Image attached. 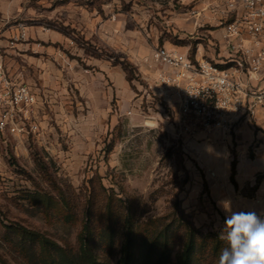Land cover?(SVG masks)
<instances>
[{
  "label": "rangeland",
  "instance_id": "rangeland-1",
  "mask_svg": "<svg viewBox=\"0 0 264 264\" xmlns=\"http://www.w3.org/2000/svg\"><path fill=\"white\" fill-rule=\"evenodd\" d=\"M6 6L10 13L4 11ZM99 8L106 16L100 15ZM211 8L212 0H0V30L10 32L0 39L6 40L1 49L9 59L8 72L21 73L24 82L46 90V96L41 94L44 105L37 110L38 133L22 139L8 136L7 148L1 146L0 264H32L21 253L26 247L30 254L31 245L22 244L11 227L76 248L85 214L95 200L102 207L112 198L113 209L123 216L133 209L136 225L149 226L144 229L150 235L182 211L203 234L221 235L226 213L217 201L224 198L231 200L233 211L261 215L257 191L264 184V171L257 173L254 186L244 185L239 178L245 161L257 163V116H241L228 128L208 129L196 120L185 124L174 94L158 84L159 75H147L155 66L154 51L137 68L127 61L133 38L136 47L150 49L192 41L194 54L166 49L193 60L197 54L198 60L218 59L223 47L217 53L209 48L210 40L221 37L220 19ZM202 9L200 17L192 15ZM112 14L123 18L117 35L125 40H119L118 53L108 48L101 31L103 20ZM50 22L72 24L75 31L67 32V54L83 57L78 69L86 75H69L77 69L76 62L73 66L53 62L56 75H48L46 59L39 63V53L47 44L31 42L28 29L39 27L48 34L51 31L46 30L54 26ZM20 24L26 37L10 47L11 39L20 34ZM78 39L120 57L129 80L125 89L124 81L116 89V79L113 82L107 75L101 89V82L95 80L102 77L96 74L99 69L76 46ZM243 125L251 141L244 139ZM206 145L213 147V154L205 151ZM235 161L236 186L231 181ZM240 194L255 201L247 206L230 198ZM117 244L110 264L119 259L121 242ZM182 246V234L176 232L168 241L170 256L165 264H178Z\"/></svg>",
  "mask_w": 264,
  "mask_h": 264
},
{
  "label": "built area",
  "instance_id": "built-area-1",
  "mask_svg": "<svg viewBox=\"0 0 264 264\" xmlns=\"http://www.w3.org/2000/svg\"><path fill=\"white\" fill-rule=\"evenodd\" d=\"M211 11L220 19L221 37L210 40L209 48L217 53L224 47L225 55L220 51L218 59L193 60L162 47L154 49L153 61L162 67L158 84L180 104L183 123L196 120L208 129L228 128L241 116L264 113V0H212ZM203 12L193 10L192 15ZM19 28L10 47L26 37L25 26ZM2 35L0 30V39ZM38 102L34 89L8 72L0 48V167L8 136L22 139L38 133Z\"/></svg>",
  "mask_w": 264,
  "mask_h": 264
},
{
  "label": "trees",
  "instance_id": "trees-1",
  "mask_svg": "<svg viewBox=\"0 0 264 264\" xmlns=\"http://www.w3.org/2000/svg\"><path fill=\"white\" fill-rule=\"evenodd\" d=\"M194 53L195 47L192 49ZM236 165V161L233 162L231 175L235 186ZM113 202L109 198L102 207L96 200L91 203L76 248L63 247L25 229H8L20 237L22 244L31 245L30 254L25 244L21 246L24 247L21 253L32 264H110V254L118 242L121 244L117 264H165L170 256L168 241L176 232H181L183 237L182 250L177 254L178 264H218L221 250L228 246L219 234H203L183 211L179 217L174 216L169 224L163 223L161 229L157 227L158 231L150 235L144 229L149 226L136 225L133 209L123 216L118 208L113 209Z\"/></svg>",
  "mask_w": 264,
  "mask_h": 264
},
{
  "label": "crops",
  "instance_id": "crops-1",
  "mask_svg": "<svg viewBox=\"0 0 264 264\" xmlns=\"http://www.w3.org/2000/svg\"><path fill=\"white\" fill-rule=\"evenodd\" d=\"M67 1L62 2V4H65ZM100 10V15L101 16H106V13L103 11L104 9L99 8ZM4 11L7 13H10V10L7 9V6L5 7ZM104 12V13H103ZM209 17H210V12L208 13ZM122 17L119 14L115 15L112 14V16L110 17V19L108 20H103L104 22L101 25V31L105 34L104 38L106 40V44L108 46V48H111V50L114 53H118L120 50V44H119V40L123 41L125 39H121L118 37V33L120 32V26H121V21H122ZM102 20V19H101ZM54 25V26H50V25ZM58 25V26H57ZM4 26V25H3ZM50 29L46 30L48 34H44L41 29L39 27L37 28H29V34L31 36V42H35V40H41L42 42L47 44V48L43 49L40 53H39V57L38 60L40 61L39 63H44L45 59H46V66L48 71L50 72V74L48 75H56L57 73H55V66L54 63H63L65 65H72L76 62L77 63V69H74V73L71 74V71H69V75H86L84 73H82V71L80 69H78L79 66V61L82 62L83 57H80L81 55H76L75 57H70L67 54V48H68V39L70 38L69 33L67 34V32L69 31H75L74 29H72V24L69 25H65L64 23H55V22H50L49 23ZM2 28V27H1ZM52 29V30H51ZM10 32L6 31L4 34L5 36H7ZM3 34V35H4ZM80 36V35H79ZM133 37H135V34H133ZM39 38V39H38ZM84 39V38H83ZM179 40H184V39H179ZM191 40H194L193 37L191 38ZM83 42V41H82ZM80 43V40L78 39L76 41V46L82 50L83 54L85 55V57H87V59L90 61H93L97 68L99 69V72L96 73L97 75H101L102 77H97L95 80H99L100 83V87L101 89H104V85L102 82V78H104L105 75H107V77L111 78V80L114 82L115 79V87L116 89H120L119 88V81H124V89L126 87V72L121 68L120 66V57H115L114 54L112 53H108L105 51H102L101 49L97 48L96 46L90 44L89 42L86 44L85 42ZM184 43L179 44V46H173V45H164L165 48L167 49H175L178 52L181 53H188V52H192V49L195 47L194 43H192V41H183ZM5 45V46H4ZM6 40L0 41V48L1 47H6ZM173 48H170V47ZM18 47V45H17ZM158 47V46H157ZM33 48V47H32ZM154 51V48L150 49L145 45H141L139 47H136V42H135V38H133L131 40V51H129V53L127 54L128 57V62L131 63L132 65H134L135 67L139 66L140 64V60H142L143 58H146L150 60V57L152 55ZM8 53L10 54V51H8ZM63 53V54H62ZM44 54H46L47 56H43ZM225 49L224 47L222 48V51L220 53V55H225ZM42 55V56H41ZM73 59H75L76 61H73ZM197 59H200V55L197 54ZM6 63H9V59L6 58ZM76 65V64H75ZM70 66V69L71 67ZM154 66V65H153ZM157 67V65H155ZM153 67V71H149L147 73V75H153L154 78L157 77V75L159 74V67H157L158 69L156 70V67ZM76 67V66H75ZM136 67V68H137ZM8 69V68H7ZM143 72L144 74L147 72L145 71V68H143ZM16 75L17 78H19V80L26 84L31 86L34 91L37 93L38 97H39V102L37 105V110L39 111V109H41V106L44 105V103H42V95L46 96V90H43V88L39 87V86H34L31 85L29 83H26L23 81L22 78V74L21 73H13ZM119 75H125V77H121ZM264 77V75H263ZM122 89V90H124ZM37 110H35V114H36V118L38 120V114H37ZM256 121V126L260 129V131L258 132V134L255 136V139H257V146L255 148V156H256V165H248L247 162H244V166L241 167V169H239V178L242 181V183L245 184H253L252 182L255 181V176L257 175V173L259 172H263L264 171V113H259L255 119ZM246 124V123H245ZM246 125H243L242 127V133H243V137L244 139H246V141H251L252 135L250 133L247 132L246 130ZM247 133V134H246ZM254 138V137H253ZM254 186V184H253ZM236 197V196H235ZM232 197V195H230L231 199H234L235 201L237 200L238 202H240L241 204L246 203L247 206L251 205L252 203V198H250L249 196H244L243 194H240L237 198ZM257 198H259V201L261 202V207H259L262 211H260L261 215H264V184L259 186V189L257 191ZM255 201V200H253ZM259 215V214H258Z\"/></svg>",
  "mask_w": 264,
  "mask_h": 264
},
{
  "label": "clouds",
  "instance_id": "clouds-1",
  "mask_svg": "<svg viewBox=\"0 0 264 264\" xmlns=\"http://www.w3.org/2000/svg\"><path fill=\"white\" fill-rule=\"evenodd\" d=\"M205 151L214 153L211 145H206ZM217 204L226 213L221 238L228 244L221 250L218 264H264V215L233 211L228 198Z\"/></svg>",
  "mask_w": 264,
  "mask_h": 264
}]
</instances>
